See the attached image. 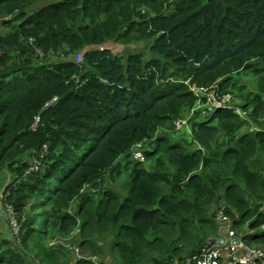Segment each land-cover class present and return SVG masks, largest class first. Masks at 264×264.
Returning <instances> with one entry per match:
<instances>
[{
  "label": "trees",
  "instance_id": "16d2710c",
  "mask_svg": "<svg viewBox=\"0 0 264 264\" xmlns=\"http://www.w3.org/2000/svg\"><path fill=\"white\" fill-rule=\"evenodd\" d=\"M2 15L0 184L21 227L0 264H27L17 243L47 230L76 231L79 253L47 247L41 264H105L83 253L104 234L119 264H181L216 233L218 208L264 247V0H0ZM244 71L256 90L235 102L259 129L239 134L226 109L190 113L192 86L239 92Z\"/></svg>",
  "mask_w": 264,
  "mask_h": 264
},
{
  "label": "built area",
  "instance_id": "2783aa9c",
  "mask_svg": "<svg viewBox=\"0 0 264 264\" xmlns=\"http://www.w3.org/2000/svg\"><path fill=\"white\" fill-rule=\"evenodd\" d=\"M74 57L73 61L76 63L82 60V54H77ZM192 90L197 96V101L195 106L191 108L190 113L199 112L201 115H206L216 109H226L246 120V112L236 104L232 94L219 92L215 87H192ZM54 100H56L55 97L51 102ZM37 121L38 118L36 117L32 127ZM184 125H186V121L177 120L174 122V129L179 130ZM137 147L140 148V144ZM133 156L135 159L143 160L140 149L135 150ZM8 193V191H0V218L4 219L2 218L4 211L8 220L10 219L11 228L16 229L17 217L14 209L10 204L3 203ZM214 219L218 224L216 233L207 240L200 254L187 258L181 264H264V250L247 244L243 240V233L233 228L230 218L222 208L215 211ZM68 249L74 251L75 254L79 253L78 247L74 245H68ZM174 264L179 263L174 261Z\"/></svg>",
  "mask_w": 264,
  "mask_h": 264
},
{
  "label": "rangeland",
  "instance_id": "374dc122",
  "mask_svg": "<svg viewBox=\"0 0 264 264\" xmlns=\"http://www.w3.org/2000/svg\"><path fill=\"white\" fill-rule=\"evenodd\" d=\"M45 2L41 3L44 4ZM10 19V15H2L0 16V32H6L8 31L7 29H4L3 27V20H7ZM141 40H130L129 42L126 43H122V42H114V41H108L98 47L100 48H107L109 49L112 53H121V52H125V50L127 49H134L135 47H141L143 45V43H140ZM75 59V57H74ZM260 67H264V63H262L260 65ZM231 82L232 83H236L237 87L239 85H244L243 86V90L239 91L237 90V88H235V90L232 92L234 98L239 101L242 100L243 101V97L245 98L250 97L251 95H254L255 92V86L257 83V78H255V75L250 72V71H244V72H240V73H236L231 77ZM246 90V92H245ZM249 93L251 95H249ZM242 98V99H241ZM263 100H264V94H263ZM254 129H259L258 125H255L253 122L250 123V121H243L242 120V127L239 130V134L240 133H246L248 131H254ZM148 163V162H146ZM2 174L0 173V177ZM5 177L4 181H7L8 178V182H10V176L8 177L7 174H4ZM120 177L118 179V181L116 182H111L110 183V187H115L116 189H118L119 191H121V187H120ZM4 183L3 181L1 182V184ZM0 184V190L2 188H5L4 185ZM222 202V201H221ZM208 209H210V205L207 207ZM216 208V206H213V209ZM1 213V212H0ZM2 218H4V220H8V217L5 215L4 211H3V216ZM6 220V221H7ZM6 223V222H5ZM10 219L7 221L6 226L0 227V240L3 238L6 239H15L19 237L20 234V227H21V221L18 220L17 218V225H16V229L15 228H11L10 225ZM37 227V226H36ZM36 231V230H35ZM48 232H46L44 235L40 236V233L33 232L32 236L30 237L27 246H24L23 244L17 243L19 248V252L21 253L22 257L26 260L27 264H41L40 259L36 256V253L39 252V250H43L44 248L47 247H57L60 246V248H63V251H65V253L67 254V256L65 254H60V257L62 258L63 261H74L73 260V256L70 255V253L68 251H72L68 249V245L71 244V242L78 244V235L76 233V231H73L72 233H70L67 237H60V236H54L52 235L50 230H47ZM18 235V237H17ZM34 237V238H33ZM113 236L111 234H104L102 237H96L95 239V244H91L89 246L86 245V248L84 249L85 251H83L84 253V257L85 258H91L94 262H99V261H103L105 262V264H119L117 261V256L110 250L111 247V242H112ZM73 240V241H72ZM35 242L37 243L36 245ZM62 245V246H61ZM67 248H66V247ZM261 248L264 249L263 246H259ZM66 248V249H65ZM96 249L95 254H93L91 252L92 249Z\"/></svg>",
  "mask_w": 264,
  "mask_h": 264
},
{
  "label": "clouds",
  "instance_id": "9594fccd",
  "mask_svg": "<svg viewBox=\"0 0 264 264\" xmlns=\"http://www.w3.org/2000/svg\"><path fill=\"white\" fill-rule=\"evenodd\" d=\"M91 47H95V46H91ZM91 47H88L86 50H88V49H90ZM98 47V46H97ZM99 49H100V47H98ZM105 49H107V48H105ZM84 52V51H83ZM79 54H83L82 52L81 53H79ZM192 87H194V86H192ZM191 87V88H192ZM210 87H215L216 89H217V87L216 86H210ZM228 93H230V92H228ZM230 94H232V93H230ZM232 96H233V94H232ZM233 99H234V101H236V99L234 98V96H233ZM217 110V109H216ZM216 110H214V111H216ZM214 111H212V112H214ZM212 112H209V113H207L206 115H201V118H204L205 116H207L208 114H210V113H212ZM232 112V111H231ZM197 113V112H196ZM195 113V114H196ZM240 120L242 121V118L240 117ZM243 121H246V120H243ZM248 121V120H247ZM1 190H4V191H7V189H5V188H2ZM0 190V191H1ZM239 232V231H238ZM242 233V232H241ZM243 236H244V234H243ZM77 247V246H76ZM253 247H258V248H261V247H259V246H253ZM261 249H263V248H261ZM264 250V249H263Z\"/></svg>",
  "mask_w": 264,
  "mask_h": 264
},
{
  "label": "water",
  "instance_id": "95a60500",
  "mask_svg": "<svg viewBox=\"0 0 264 264\" xmlns=\"http://www.w3.org/2000/svg\"><path fill=\"white\" fill-rule=\"evenodd\" d=\"M90 49H99L97 46L91 47ZM100 49H105V48H100Z\"/></svg>",
  "mask_w": 264,
  "mask_h": 264
}]
</instances>
